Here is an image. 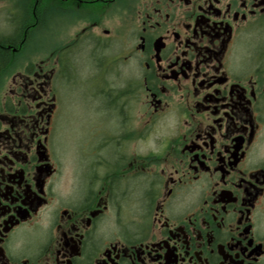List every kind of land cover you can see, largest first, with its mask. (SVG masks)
<instances>
[{"label": "flooded vegetation", "instance_id": "obj_1", "mask_svg": "<svg viewBox=\"0 0 264 264\" xmlns=\"http://www.w3.org/2000/svg\"><path fill=\"white\" fill-rule=\"evenodd\" d=\"M56 11L83 27L0 84V264H264V0ZM82 78L77 170L59 94Z\"/></svg>", "mask_w": 264, "mask_h": 264}, {"label": "rangeland", "instance_id": "obj_2", "mask_svg": "<svg viewBox=\"0 0 264 264\" xmlns=\"http://www.w3.org/2000/svg\"><path fill=\"white\" fill-rule=\"evenodd\" d=\"M14 3L15 1L13 0H0V33H12L14 21L13 19L11 21L8 20L6 8H11ZM82 12L86 11L84 10ZM13 16H15V14H13L12 17ZM18 17L19 16L16 15V19H18ZM51 17H53V14H48L47 19H50ZM55 22L56 19L52 25L37 31L34 34V37L31 38V42L26 47V50L18 53L14 57L13 64L7 68V72H9L8 76L13 72L14 73L11 76H20L25 72V66L27 63H33V65L38 66L43 60L53 54L54 51H49L54 47L57 41L62 39L61 43H65L63 38L65 39L71 35L72 32L83 27V25H79L75 21L71 22L67 20L63 22L64 24H60V26L55 25ZM61 28L66 31V33L63 34V38L58 32ZM11 36H13V34ZM44 50L48 51V53H45ZM83 79L84 78L80 79L81 86L77 90H74L73 86L71 88L68 86L61 89L59 94L62 99L60 110V128L62 130V135L58 140H60L59 142L62 145L63 153L67 154L69 162L74 164V167L77 166V170L81 169V164L83 163L79 157L80 151L88 148V144L84 145L83 141H87L89 130L96 123L92 110H90L88 98L84 93L87 84ZM4 83L7 84L6 87L8 88L9 85L7 81L0 78V84ZM8 91L9 88L6 92ZM134 104L136 103L133 102L132 105ZM132 114L134 115L135 111Z\"/></svg>", "mask_w": 264, "mask_h": 264}, {"label": "trees", "instance_id": "obj_3", "mask_svg": "<svg viewBox=\"0 0 264 264\" xmlns=\"http://www.w3.org/2000/svg\"><path fill=\"white\" fill-rule=\"evenodd\" d=\"M8 9V20L13 19L12 33H0V76H3L14 61V57L26 50L37 31L52 25L57 17L56 0H13ZM53 4V5H52ZM15 16L12 17V15ZM48 14L53 17L47 19ZM18 15V19H16ZM13 34V36H11Z\"/></svg>", "mask_w": 264, "mask_h": 264}]
</instances>
